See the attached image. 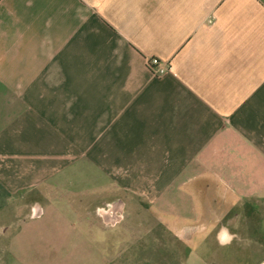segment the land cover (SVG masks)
I'll return each instance as SVG.
<instances>
[{
	"label": "crops",
	"instance_id": "obj_1",
	"mask_svg": "<svg viewBox=\"0 0 264 264\" xmlns=\"http://www.w3.org/2000/svg\"><path fill=\"white\" fill-rule=\"evenodd\" d=\"M0 264H264V0H0Z\"/></svg>",
	"mask_w": 264,
	"mask_h": 264
},
{
	"label": "built area",
	"instance_id": "obj_2",
	"mask_svg": "<svg viewBox=\"0 0 264 264\" xmlns=\"http://www.w3.org/2000/svg\"><path fill=\"white\" fill-rule=\"evenodd\" d=\"M147 66L155 76H162L169 70V64L158 58L147 60Z\"/></svg>",
	"mask_w": 264,
	"mask_h": 264
},
{
	"label": "clouds",
	"instance_id": "obj_3",
	"mask_svg": "<svg viewBox=\"0 0 264 264\" xmlns=\"http://www.w3.org/2000/svg\"><path fill=\"white\" fill-rule=\"evenodd\" d=\"M232 235L227 227H222L217 234V240L221 245L229 244L232 240Z\"/></svg>",
	"mask_w": 264,
	"mask_h": 264
},
{
	"label": "rangeland",
	"instance_id": "obj_4",
	"mask_svg": "<svg viewBox=\"0 0 264 264\" xmlns=\"http://www.w3.org/2000/svg\"><path fill=\"white\" fill-rule=\"evenodd\" d=\"M153 249H154V247H153ZM151 252H152V250H151ZM152 253H153V252H152ZM142 254H143V253H140L139 256L136 255V256L134 257V259L136 260V259L139 258Z\"/></svg>",
	"mask_w": 264,
	"mask_h": 264
}]
</instances>
